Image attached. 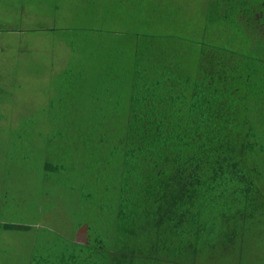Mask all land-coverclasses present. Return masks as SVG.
<instances>
[{"label":"trees","instance_id":"16d2710c","mask_svg":"<svg viewBox=\"0 0 264 264\" xmlns=\"http://www.w3.org/2000/svg\"><path fill=\"white\" fill-rule=\"evenodd\" d=\"M260 1L40 2L73 53L44 167L65 180L76 151L84 170L71 191L112 220L78 224L81 242L34 246L22 264H129L113 250L116 228L139 250L133 234L158 226L192 229V264H264V33L246 23ZM106 178L114 185L101 188ZM93 228L108 247L86 237Z\"/></svg>","mask_w":264,"mask_h":264},{"label":"rangeland","instance_id":"374dc122","mask_svg":"<svg viewBox=\"0 0 264 264\" xmlns=\"http://www.w3.org/2000/svg\"><path fill=\"white\" fill-rule=\"evenodd\" d=\"M41 1L0 0V264L13 256L25 258L34 246L41 250V245L47 248L52 241L81 242L78 224L95 226L98 218L112 220L103 214L109 208L90 207L88 211L90 203L82 205L81 193L71 191L84 170L83 163L74 159L76 151L72 160L64 161L75 172L67 171L65 180L61 172L44 167L45 163L54 162L50 138L56 134L53 117L58 111L52 104L61 95L57 84L61 83L64 89L61 76L73 53L49 31L52 20L43 13L48 15L50 9L39 10ZM246 23L263 36L264 0ZM72 164L76 169L70 167ZM108 182L113 181L106 178L99 184L103 188ZM106 200L113 198L106 196ZM9 223L29 229L3 230V224ZM125 235L126 230L117 227L112 234V247L117 258L129 264L193 263V231L189 227L175 236L161 226L146 232V236L134 233L139 250ZM87 236L101 239L106 247L110 244V234L95 228L87 230Z\"/></svg>","mask_w":264,"mask_h":264}]
</instances>
